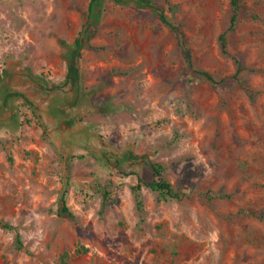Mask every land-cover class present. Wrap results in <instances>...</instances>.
I'll return each instance as SVG.
<instances>
[{
  "label": "rangeland",
  "instance_id": "374dc122",
  "mask_svg": "<svg viewBox=\"0 0 264 264\" xmlns=\"http://www.w3.org/2000/svg\"><path fill=\"white\" fill-rule=\"evenodd\" d=\"M91 1L0 0V218L25 244L0 227V264H264V0L242 1L228 54L231 0H156L221 84L188 70L152 8L104 0L90 32ZM130 152L163 163L183 197L143 184L140 210L138 175L105 157L153 180ZM98 185L116 196L106 207ZM65 188L76 219L58 213Z\"/></svg>",
  "mask_w": 264,
  "mask_h": 264
},
{
  "label": "trees",
  "instance_id": "16d2710c",
  "mask_svg": "<svg viewBox=\"0 0 264 264\" xmlns=\"http://www.w3.org/2000/svg\"><path fill=\"white\" fill-rule=\"evenodd\" d=\"M118 3L122 2H133L139 7H150L153 10H155L159 16L160 19L163 21L164 24H166L176 35L178 38V42L182 51V54L185 58L186 65L188 70L196 77L200 79L207 80L211 82L212 84H221L223 83L226 78L218 79L212 72L209 70L200 68L197 66L194 56L192 54V51L188 45V41L186 38V35L179 23H177L172 17H170L167 13V10L164 6L158 4L156 0H115ZM243 0H231L232 4V14L230 18V24L228 30L222 32L219 37L220 46L222 49V52L225 54H228L229 51V30H234L239 22V15L240 10L242 6ZM104 0H92L89 8H88V24L86 25V29L91 32L90 27L93 25H96L98 22V18L100 16V8H102ZM85 46V42L81 37H76L73 44L70 45V48L73 49V55L71 57V67L69 69L68 77L71 79L73 74L75 73L77 69V60L81 56V50ZM238 67L237 72L233 75L235 78H240L242 71L245 69L242 61L240 59H236ZM120 73H124V71H119ZM13 95L19 96L25 99V104L33 111L34 115L37 117V123L39 126L43 128V133L46 136L47 135V125L43 121L42 115L37 113L38 107L35 105V103L24 93L22 92H16ZM12 96V95H10ZM103 110H107L109 108V104L105 103L102 105ZM181 113L190 112L192 114H195V110L193 108H190L189 110L185 111L182 107L179 109ZM164 123V120L157 121L158 124L161 125ZM110 165H112L114 168L118 170L120 174L123 176H129L131 174H137L139 177V183L134 185L133 192L135 194L137 206L140 210H143L144 201L142 198V186L143 184L150 187L154 191H157L163 198L165 199H171V198H177L180 199L183 197L182 191L178 190L175 185L167 178L166 176V167L163 163L153 161L150 159L149 155H138L133 152L129 153V157L135 160H139V162H145L149 163L152 166L153 169V175L154 179L148 182H145L142 177L138 174V171L128 170L126 165L123 163V160L113 157L111 155H105ZM10 160H13V157L10 156ZM98 193L101 195L103 200V207H106L109 203L114 201L116 199V196H114L113 191H111L110 187L107 185H98L97 187ZM67 193L68 189H63L60 191L58 203H59V209L58 213L63 216H67L71 219L77 218V213L71 208V206L68 203L67 199ZM213 191H209L208 195L212 198ZM229 196V195H226ZM253 214H258L257 211H251ZM262 216V215H260ZM0 227L13 231L15 233V242L16 246L19 249H24L25 244L22 239V235L19 231V228L12 224L9 221L3 220L0 218Z\"/></svg>",
  "mask_w": 264,
  "mask_h": 264
}]
</instances>
